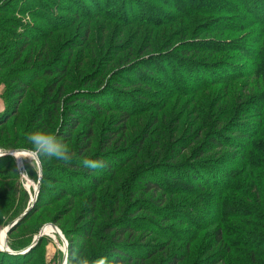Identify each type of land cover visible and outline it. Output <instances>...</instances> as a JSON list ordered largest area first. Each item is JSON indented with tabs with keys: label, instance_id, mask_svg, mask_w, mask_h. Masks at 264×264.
I'll list each match as a JSON object with an SVG mask.
<instances>
[{
	"label": "rangeland",
	"instance_id": "1",
	"mask_svg": "<svg viewBox=\"0 0 264 264\" xmlns=\"http://www.w3.org/2000/svg\"><path fill=\"white\" fill-rule=\"evenodd\" d=\"M252 9L264 15V0H0V264H95L117 239L120 264H248L218 230L264 249V221L248 217L264 215V145L248 78L226 82L255 74ZM78 105L70 162L103 155L109 171L29 153L30 132L59 136Z\"/></svg>",
	"mask_w": 264,
	"mask_h": 264
},
{
	"label": "trees",
	"instance_id": "2",
	"mask_svg": "<svg viewBox=\"0 0 264 264\" xmlns=\"http://www.w3.org/2000/svg\"><path fill=\"white\" fill-rule=\"evenodd\" d=\"M252 8L253 5H252ZM254 10V14L260 19L264 20V15L260 14L258 11H256L255 9H252ZM260 31H261V37H262V40L260 42V46L256 49L255 51V57L257 58L256 59V70L254 71L255 74L253 73H243V72H240V73H237V74H232V76L228 77L226 82H230V81H235L237 79H247L248 78V83L244 84L243 87H242V90H243V97L245 98V101L248 102L245 104V106H250L251 108H253V111L256 113V119H257V129H255L253 131L254 135L257 136V140L254 141V144H253V140L247 138V140H249L247 143L249 146H251L253 144V146H260V144L263 143L264 145V136H263V133H264V78L261 79L259 78V76L261 74H264V23H263V26H261L260 28ZM258 73V75H257ZM226 76V75H225ZM256 76L257 80L254 82V83H250L249 82V77H254ZM252 84V85H250ZM252 88V89H251ZM251 89V90H250ZM242 96V94H241ZM235 96L233 98V100L235 101L238 97ZM248 98V99H247ZM249 100V101H248ZM92 101L90 99H88L87 101H85V107H89V104L91 103ZM74 109L76 110H73L72 113H68L69 114H73L75 115L74 118H72L71 116H67V122L66 124L64 123L63 127L61 128L60 132H59V138L61 140H68V138L71 136V130L74 126V124L77 122L78 119H80V115L82 114H85L84 110L81 109L80 105H78V107H74ZM246 112V110H245ZM229 124H231V122H229ZM228 124V125H229ZM227 125V124H225ZM224 125V126H225ZM223 126V127H224ZM220 129V128H219ZM65 131V132H63ZM221 130H218L217 129V132H221ZM90 132L87 131V135H89ZM262 136V137H260ZM87 137V136H86ZM85 137V138H86ZM247 137H250L249 134H247ZM104 141H103V144L105 145H101L102 148H107V146H109L114 140H115V131L113 130H108L106 132V135L104 136ZM256 139V138H255ZM215 142L214 141H207V143L204 145V147L206 148H210L211 146H215ZM88 145H85V147H87ZM25 151H21L20 153H24ZM29 154V153H28ZM197 155V154H196ZM83 159L85 158L84 156L82 157ZM95 159H98V160H101L104 164V167L101 168L102 171H109L110 170V166L112 165L111 164V161L104 157L102 155V157H98V158H95ZM262 160H263V163L262 165L264 166V150L262 151ZM248 164V163H247ZM69 165L72 167V168H79L80 170L82 171H85V172H90L92 169H87V168H84L82 166V163H81V160L80 161H74V162H70ZM231 166H233L232 168V172L231 173H235L234 171L237 170L240 166H242V163L238 162V161H232L231 162ZM108 173V172H107ZM229 173V172H227ZM230 174V173H229ZM228 175V174H227ZM248 175V174H247ZM251 175H253V173H251ZM195 178V176H194ZM231 180H232V177H231ZM144 188L147 190V191H150V190H157L159 189V186L156 184V183H153L151 181H146L144 182ZM221 200V199H220ZM221 201H223L225 207H224V210H222V212L224 213L225 216H228L230 218H234V214L227 208H229V206L231 207V205H233L234 202H232L229 198L227 199H222ZM235 206V205H234ZM232 208V207H231ZM253 208V207H252ZM221 211V209H220ZM250 215L248 216L252 221H258V220H261V221H264V215L261 214V212L257 211L255 213H249ZM248 215V214H247ZM256 223H254L255 225ZM52 227V226H51ZM53 228V227H52ZM132 227L130 226H123V227H120L117 231H115V237H119L121 238L126 232H129L131 231ZM219 231V230H218ZM216 232L217 233V238H220L221 239V236L222 238L225 237L226 241H224V243H227V244H230V246H243L244 248H246V250L248 251V253L246 254V260H247V263L248 264H264V249H262V244H258L256 245L255 244V240H253V234L251 233H247V237H250L249 240L250 241H242L240 243H237L238 242V239L236 240H230V238L227 240V233H225L223 230V232H221V230L219 232ZM255 230H252V231H249V232H253ZM48 232V235H50L51 237L55 238V237H58L57 233L54 231V229H51V231H47ZM259 234V233H258ZM48 235H45V236H48ZM237 235V233H236ZM245 235V234H244ZM240 236V235H239ZM239 236L237 235L236 238H239ZM263 236V234L261 235ZM68 242H69V249L70 251L73 250V245L71 243V240L68 239ZM119 242V239H117L116 241H113V245H111V248H110V252H109V258L106 259V264H120L121 262H123L125 259H127L126 255L127 253H125V251L123 249H121L120 247H117V244ZM262 243V242H261ZM116 245V246H115ZM3 248L0 244V249ZM262 259H259V258ZM255 258H258V261L257 259ZM71 259L72 257L71 256H68V259H67V262L66 264H70L71 263ZM175 261L174 259L173 260H169L167 261L166 264H174ZM94 264V263H93Z\"/></svg>",
	"mask_w": 264,
	"mask_h": 264
},
{
	"label": "clouds",
	"instance_id": "3",
	"mask_svg": "<svg viewBox=\"0 0 264 264\" xmlns=\"http://www.w3.org/2000/svg\"><path fill=\"white\" fill-rule=\"evenodd\" d=\"M27 140L30 142L33 154L37 157L56 159L65 163L73 159L74 153L70 147L66 146L56 134L44 130H37L30 132L27 135ZM81 163L84 168L92 170L104 167L103 162L98 159L85 158ZM81 264H87V261L82 260ZM95 264H106V259L101 257L95 261Z\"/></svg>",
	"mask_w": 264,
	"mask_h": 264
},
{
	"label": "water",
	"instance_id": "4",
	"mask_svg": "<svg viewBox=\"0 0 264 264\" xmlns=\"http://www.w3.org/2000/svg\"><path fill=\"white\" fill-rule=\"evenodd\" d=\"M30 153V155H31V157L32 158H34V159H36V155H34L32 152H29ZM2 154H8V152L6 153V152H4V153H2ZM21 218V217H20ZM20 218L18 219V220H20ZM13 226H14V223H11V224H9L8 226H7V228H6V234L10 231V230H12V228H13ZM50 226H52V227H54L55 229H57L55 226H53V225H50ZM43 233H42V231H40L39 232V234L36 236V238L34 239V241H37L38 240V238H40V236L42 235ZM60 236V235H59ZM61 237V236H60ZM62 238V237H61ZM65 260H66V254H65Z\"/></svg>",
	"mask_w": 264,
	"mask_h": 264
},
{
	"label": "bare ground",
	"instance_id": "5",
	"mask_svg": "<svg viewBox=\"0 0 264 264\" xmlns=\"http://www.w3.org/2000/svg\"><path fill=\"white\" fill-rule=\"evenodd\" d=\"M13 155H15V154L13 153ZM53 228H54V227H53ZM54 229H55V228H54ZM44 234H45V235H48V232H47V233H44ZM44 234H43V235H44ZM59 235H60V233H59ZM60 236H61V235H60ZM5 237H6V231H5ZM61 237H62V236H61ZM62 264H66V260H64Z\"/></svg>",
	"mask_w": 264,
	"mask_h": 264
}]
</instances>
